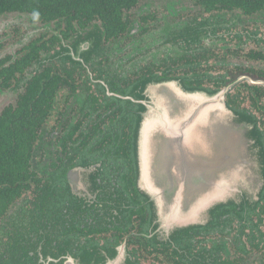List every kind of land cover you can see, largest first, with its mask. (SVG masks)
I'll list each match as a JSON object with an SVG mask.
<instances>
[{"label":"flooded vegetation","instance_id":"obj_1","mask_svg":"<svg viewBox=\"0 0 264 264\" xmlns=\"http://www.w3.org/2000/svg\"><path fill=\"white\" fill-rule=\"evenodd\" d=\"M162 80L221 94L257 145L181 227L129 154ZM6 151L0 264H264V0H0Z\"/></svg>","mask_w":264,"mask_h":264},{"label":"water","instance_id":"obj_2","mask_svg":"<svg viewBox=\"0 0 264 264\" xmlns=\"http://www.w3.org/2000/svg\"><path fill=\"white\" fill-rule=\"evenodd\" d=\"M140 92L132 133L138 186L144 181L156 200L157 221L181 227L202 211L204 188L226 179L233 187L230 164L257 154L255 136L221 94L171 80L146 81Z\"/></svg>","mask_w":264,"mask_h":264},{"label":"trees","instance_id":"obj_3","mask_svg":"<svg viewBox=\"0 0 264 264\" xmlns=\"http://www.w3.org/2000/svg\"><path fill=\"white\" fill-rule=\"evenodd\" d=\"M182 85L184 87H186L187 89H199V88H192V87H188L186 86L184 83H182ZM132 118V117H131ZM134 124H135V119L133 118L132 120V125H131V130H130V142H131V146H130V150H129V154L131 155V158L133 160V163L135 162V154H134V144H133V129H134ZM11 154H8V151L3 152L2 154H0V165L3 166L1 169L5 170L6 172L10 173L14 170L13 165H11ZM5 165V166H4ZM18 167V165H16ZM6 167V169L4 168ZM1 172V171H0ZM7 191H3L0 188V205H2L1 207H4L7 203V199L9 198V195L6 193ZM11 197V194H10Z\"/></svg>","mask_w":264,"mask_h":264}]
</instances>
